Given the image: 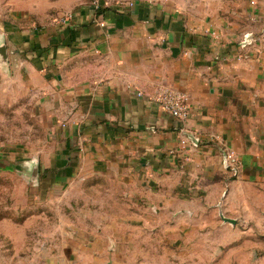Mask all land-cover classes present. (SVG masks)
Masks as SVG:
<instances>
[{"label": "crops", "instance_id": "obj_1", "mask_svg": "<svg viewBox=\"0 0 264 264\" xmlns=\"http://www.w3.org/2000/svg\"><path fill=\"white\" fill-rule=\"evenodd\" d=\"M104 2L96 16L90 0H18L0 26L47 136L25 162L43 194L118 184L135 229L182 238L233 183L264 180V0ZM167 89L186 94L187 120L158 103ZM105 239L87 264H105Z\"/></svg>", "mask_w": 264, "mask_h": 264}, {"label": "rangeland", "instance_id": "obj_2", "mask_svg": "<svg viewBox=\"0 0 264 264\" xmlns=\"http://www.w3.org/2000/svg\"><path fill=\"white\" fill-rule=\"evenodd\" d=\"M17 1L0 0V26ZM20 1L32 8V0ZM25 92L13 64L0 55V264H87L83 252L96 233L107 238L105 264H115L114 256L117 264H264V180L233 183L176 239L135 229L118 184L43 194L25 158L45 146L47 136ZM113 233L122 235L119 246L110 243Z\"/></svg>", "mask_w": 264, "mask_h": 264}, {"label": "built area", "instance_id": "obj_3", "mask_svg": "<svg viewBox=\"0 0 264 264\" xmlns=\"http://www.w3.org/2000/svg\"><path fill=\"white\" fill-rule=\"evenodd\" d=\"M105 0H90V3L94 9V12L97 15H101L100 11L103 9ZM101 25H104V22L100 21ZM158 103L162 108L167 111L171 116L178 118L180 120H187L189 117V107L187 105V96L184 93L175 92L171 89H167L156 97ZM199 138L195 137L192 139L194 145L199 144ZM190 144V140L187 138H181L180 146L182 148L187 147ZM226 166L234 170V173H238L239 161L232 153H229L226 156Z\"/></svg>", "mask_w": 264, "mask_h": 264}, {"label": "water", "instance_id": "obj_4", "mask_svg": "<svg viewBox=\"0 0 264 264\" xmlns=\"http://www.w3.org/2000/svg\"><path fill=\"white\" fill-rule=\"evenodd\" d=\"M251 35L247 36V40L250 41L252 37H250ZM0 55L6 60V46L0 43ZM195 137H192V139H194Z\"/></svg>", "mask_w": 264, "mask_h": 264}]
</instances>
